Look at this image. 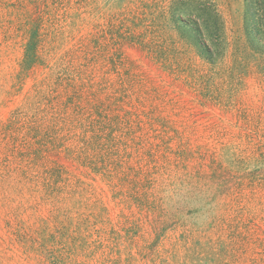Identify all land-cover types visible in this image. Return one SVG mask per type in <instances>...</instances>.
Masks as SVG:
<instances>
[{
  "label": "rangeland",
  "instance_id": "obj_1",
  "mask_svg": "<svg viewBox=\"0 0 264 264\" xmlns=\"http://www.w3.org/2000/svg\"><path fill=\"white\" fill-rule=\"evenodd\" d=\"M254 6L0 0V264H264Z\"/></svg>",
  "mask_w": 264,
  "mask_h": 264
},
{
  "label": "trees",
  "instance_id": "obj_2",
  "mask_svg": "<svg viewBox=\"0 0 264 264\" xmlns=\"http://www.w3.org/2000/svg\"><path fill=\"white\" fill-rule=\"evenodd\" d=\"M259 1L260 2H263L264 3V0H253L254 2V7L256 8L255 12H253V15H254V20H255V26H256V30H257V33H260V29L262 27V25L260 24L261 23V15L259 14L260 11L258 9V5H259Z\"/></svg>",
  "mask_w": 264,
  "mask_h": 264
}]
</instances>
